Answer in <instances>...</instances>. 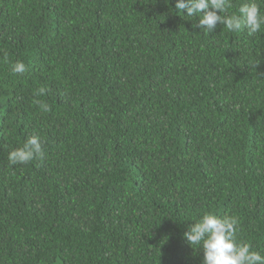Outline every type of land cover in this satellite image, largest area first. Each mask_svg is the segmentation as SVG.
Instances as JSON below:
<instances>
[{"label": "trees", "instance_id": "1", "mask_svg": "<svg viewBox=\"0 0 264 264\" xmlns=\"http://www.w3.org/2000/svg\"><path fill=\"white\" fill-rule=\"evenodd\" d=\"M0 264H264V0H0Z\"/></svg>", "mask_w": 264, "mask_h": 264}]
</instances>
